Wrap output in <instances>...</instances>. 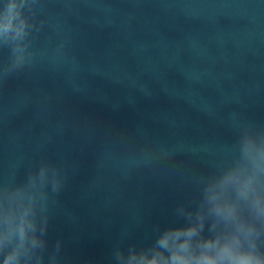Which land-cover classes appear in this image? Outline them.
I'll return each mask as SVG.
<instances>
[{
  "label": "clouds",
  "instance_id": "9594fccd",
  "mask_svg": "<svg viewBox=\"0 0 264 264\" xmlns=\"http://www.w3.org/2000/svg\"><path fill=\"white\" fill-rule=\"evenodd\" d=\"M36 0H0V40L18 42L3 73L23 69L24 43L35 27ZM230 156L200 177L199 200L179 204L182 222L160 227L147 247L114 249L117 264H264V126L235 125ZM161 156L171 152L160 149ZM60 168L41 162L22 183L0 184V264H58L61 243L46 258L49 206L63 186Z\"/></svg>",
  "mask_w": 264,
  "mask_h": 264
}]
</instances>
